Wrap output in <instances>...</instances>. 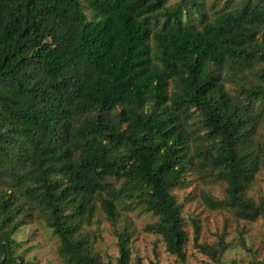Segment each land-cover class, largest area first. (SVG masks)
<instances>
[{
	"label": "trees",
	"instance_id": "16d2710c",
	"mask_svg": "<svg viewBox=\"0 0 264 264\" xmlns=\"http://www.w3.org/2000/svg\"><path fill=\"white\" fill-rule=\"evenodd\" d=\"M169 1L0 0V264H24L14 235L34 218L64 264H101L84 225L98 204L116 225L130 203L187 264L171 189L194 169L226 184L225 199L202 195L209 209L264 219L248 190L264 168V0ZM198 223L217 262L226 244H198ZM117 237L128 264L131 233Z\"/></svg>",
	"mask_w": 264,
	"mask_h": 264
},
{
	"label": "rangeland",
	"instance_id": "374dc122",
	"mask_svg": "<svg viewBox=\"0 0 264 264\" xmlns=\"http://www.w3.org/2000/svg\"><path fill=\"white\" fill-rule=\"evenodd\" d=\"M179 1L170 0L167 6ZM225 1L205 0V3L209 8L214 3L222 6ZM259 70L257 68L254 73H249L247 78L256 81ZM227 88L232 94H236L238 84L229 82ZM261 134L264 135V127L261 128L260 136ZM117 163L118 165L113 166L115 170L120 169L123 159L118 158ZM184 180L182 185L172 188L171 193L182 207L185 220L187 264H264V219L245 221L236 218L227 209H209L202 201V195L209 194L216 199H225L224 182L210 179L203 181L195 169L190 170ZM109 182L113 190L120 189L121 182L113 179ZM248 190L250 198L255 202L264 200V168L257 174ZM119 214L118 223L113 225L98 204L91 223L84 225V233L101 264H116L120 256L117 232L124 229L131 233V257L128 264H178L177 257L167 251L162 237L146 231L149 226L158 222V217L144 211L138 203H130L126 208H120ZM193 218L199 222L198 244L218 247L221 240L226 244V250L217 262L202 254L196 246ZM14 238L19 244L15 248V255L22 257L24 264H64L58 255L60 240L48 227L45 219L34 218L22 226Z\"/></svg>",
	"mask_w": 264,
	"mask_h": 264
}]
</instances>
